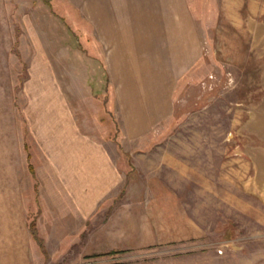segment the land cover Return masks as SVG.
<instances>
[{"label":"rangeland","instance_id":"374dc122","mask_svg":"<svg viewBox=\"0 0 264 264\" xmlns=\"http://www.w3.org/2000/svg\"><path fill=\"white\" fill-rule=\"evenodd\" d=\"M2 1L13 42L10 68L17 105L24 98V82H39L41 70L52 68L80 115L82 131L100 141L103 128L93 99L110 91L102 56L100 62L92 58L91 26H82V16L64 0ZM190 3L202 56L178 85L172 117L148 138L124 141L130 155L118 154V164L127 170L131 161L139 176H158L181 201L197 236L177 245L96 255L87 250L90 221L75 244L49 246L42 253L37 204L24 183L38 264H264V138L253 137L264 136V0ZM109 117L106 111L104 124L115 138L118 131ZM106 146L115 148L112 142ZM143 181L121 186L107 203L109 212L124 210Z\"/></svg>","mask_w":264,"mask_h":264},{"label":"crops","instance_id":"0c3cea01","mask_svg":"<svg viewBox=\"0 0 264 264\" xmlns=\"http://www.w3.org/2000/svg\"><path fill=\"white\" fill-rule=\"evenodd\" d=\"M64 4L82 16V26L92 28V58L100 62L102 56L105 63L107 104L118 124L120 147L98 120L95 97L101 139L82 131L80 115L52 68L41 70L39 82L31 83L30 78L24 82V98L17 105L10 68L13 42L0 0V264L40 262L24 183L33 190L35 225L46 251L49 246L75 244L90 221L92 231L85 230L91 235L87 250L96 255L195 238L197 227L158 176H139L129 160L127 170L118 164V154L130 155L124 141L148 138L172 117L178 85L202 56L190 0H64ZM141 179L143 187L138 195L128 196L130 204L109 212L107 203L120 187Z\"/></svg>","mask_w":264,"mask_h":264},{"label":"trees","instance_id":"16d2710c","mask_svg":"<svg viewBox=\"0 0 264 264\" xmlns=\"http://www.w3.org/2000/svg\"><path fill=\"white\" fill-rule=\"evenodd\" d=\"M95 98L97 99V102L99 104V114L98 115H102L103 116V120L101 118L100 120H102V121H100V123L102 125H104L105 127H107V123L104 124V122H105L104 114H105L106 111H109V113H110L109 119H110V122H111L110 124H113L117 128L118 134L115 136V138L114 137H110L109 136V131H108V138L115 140L117 142L118 147H120V141L118 140V135H119L118 124H117L116 120L113 117L111 107H109L108 104H107V102H108L107 95H104L103 97H101L100 94H98V95L95 96ZM31 170H33V169H31ZM30 229H31V233H32V236H33V234H34V223H33V225H32V223H30ZM38 240H39L38 242L40 243V247H41L40 249H41L42 253H44L45 252V247L42 244L43 242H41L40 239H38ZM121 252H122L121 250H118V251L109 252V254H115V253H121Z\"/></svg>","mask_w":264,"mask_h":264}]
</instances>
